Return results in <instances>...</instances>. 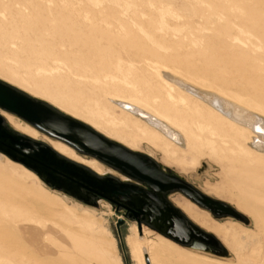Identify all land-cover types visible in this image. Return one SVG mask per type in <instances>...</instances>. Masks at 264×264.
Wrapping results in <instances>:
<instances>
[{"label":"rangeland","instance_id":"374dc122","mask_svg":"<svg viewBox=\"0 0 264 264\" xmlns=\"http://www.w3.org/2000/svg\"><path fill=\"white\" fill-rule=\"evenodd\" d=\"M147 63L224 91L264 115V0H0V78L134 150L152 152L245 214L248 224L218 219L180 193L170 196L180 209L179 199L212 220L216 227L204 229L228 256L181 247L146 227L139 236L134 222L105 200L92 206L52 190L0 154V264H146L145 254L150 264H240L225 229L259 231L264 241V153L244 151L248 138L234 142L224 124L214 136L196 132V141L184 135L177 144L106 100L105 91L136 95L139 88L149 102L151 92L163 93ZM1 113L32 129V137L55 142ZM62 145L58 152L108 171ZM202 162L208 167L199 173Z\"/></svg>","mask_w":264,"mask_h":264},{"label":"water","instance_id":"95a60500","mask_svg":"<svg viewBox=\"0 0 264 264\" xmlns=\"http://www.w3.org/2000/svg\"><path fill=\"white\" fill-rule=\"evenodd\" d=\"M0 110L65 143L82 156L95 158L110 171L98 173L59 153L46 141L16 130L0 114L1 153L31 169L52 190L92 206L105 200L135 222L139 231L146 226L181 246L228 256L214 234L199 227L171 202L170 195L176 193L209 210L215 218L249 223L232 204L206 194L183 174L159 162L154 154L133 150L2 80ZM201 165L199 173L208 167L206 162ZM123 221L119 219V223Z\"/></svg>","mask_w":264,"mask_h":264},{"label":"bare ground","instance_id":"6f19581e","mask_svg":"<svg viewBox=\"0 0 264 264\" xmlns=\"http://www.w3.org/2000/svg\"><path fill=\"white\" fill-rule=\"evenodd\" d=\"M147 65L154 69L156 77L159 78V81L161 82L160 87H161V89L163 88L164 92L161 94L158 93V95L153 94L151 92L150 94H148V96H150V98L152 97L151 102H149L147 99H145L141 96V90L139 88L133 89V93H135L136 95H123V94L111 93V92L105 91L104 95H105L106 100L108 102L112 103L115 106V108H118L120 110V113H122L128 117L135 118L138 122L144 124V126L146 128L153 130V132L155 134H157L159 137L161 136V137H164L166 139L170 138V139H175V141L177 140L178 142H174L177 144L184 143L182 141H184L185 136L188 137V139H190V141H193V140L196 141V137L193 136V134H196V132L198 134L202 135L203 132L208 131L209 135L214 136V135H216V133H218L217 131H220L221 129H226V128H221L222 125L228 124L229 127L227 128V130L229 129L228 131H230L234 142H243V140L245 138L249 139L250 148H246V149H244V151H246L247 153H254V154L264 153V115L261 112L243 104V102L235 96H229L224 91L215 90V89L210 88V87H205V86L185 77L184 75L180 74L176 70H173V69H170L167 67H159L157 65L151 66L150 63H147ZM0 80L5 81L4 79H1V78H0ZM5 82H7V81H5ZM7 83L11 84L10 82H7ZM11 85L15 86L14 84H11ZM15 87H17V86H15ZM17 88L26 92L25 90H23L19 87H17ZM26 93L29 94L28 92H26ZM30 96H32V95H30ZM33 97L40 99V100H43V101H46V100L41 99L39 97H36L34 95H33ZM179 106L182 107V109L190 111L191 116L182 117V115H179V113L177 112V110H178L177 108ZM1 112H5V111L0 110V114L2 115ZM5 113L10 114L8 112H5ZM65 114H68L69 116H71L73 118H76L69 113H65ZM10 115L14 116L13 114H10ZM3 118H4V116H3ZM76 119H78V118H76ZM78 120H80V119H78ZM80 121H82V120H80ZM9 122H7V123H9L13 128L16 127L18 129H21L23 132H25V134L27 133L26 135H28V134H29L28 136L31 135L30 137L34 136L35 132L32 129H29L26 126L21 125L17 120L10 118ZM82 122H84V121H82ZM210 122H212V123H210ZM194 125L197 128L195 131L192 130V127ZM28 126H30V125H28ZM31 128H33V127H31ZM18 129H16V130H18ZM217 129H219V130H217ZM34 130H36V129H34ZM53 140H55V139H53ZM61 143L66 145L65 143L58 141V140H55V142H53L52 146L49 143L48 144L51 147H53L56 151L58 150L60 152L61 151L64 152L65 146H63ZM189 143L193 147H195L198 145L199 142H189ZM206 143L210 144V142H206ZM66 146L69 147L68 145H66ZM69 148H71V147H69ZM137 151H140V150H137ZM142 152H145V151H142ZM146 153L153 154L152 152H146ZM0 154L2 156L7 157L8 159H10L5 154H3L1 152H0ZM90 158L96 160L95 158H92V157H90ZM10 160L22 165L23 167L30 170L33 174H35L37 176V174L35 172H33L31 169L27 168L23 164H21L17 161H14L12 159H10ZM96 161L99 162L98 160H96ZM99 163H101V162H99ZM90 165L92 166L94 171L96 170V172H97V170H99V167L95 161H90ZM163 165H165V164H163ZM108 171H110L109 168H108ZM40 181L43 182L41 179H40ZM177 201L181 205V211L183 210L182 212H184L188 218H190V219L192 218L191 220L195 224H197L199 227H201L202 229H204V228L214 229L216 227V225L212 222V220L209 219V217L207 215L202 214V213H197L196 211H194L190 207V205L181 201L180 199ZM176 206H177V204H176ZM205 210H207V209H205ZM207 211H209V210H207ZM134 224L136 225L135 222H134ZM136 227H137V225H136ZM143 227H146V226H142L140 231L137 228L139 236L142 235V230L144 229ZM204 230L208 231L206 229H204ZM109 231H107V232H109ZM131 232L132 233L136 232L135 227H133L131 229ZM208 232H210V231H208ZM223 232L225 234V237L230 241V245L232 246L233 250L238 255L239 260L242 261L241 262L242 264H264V254L262 253V251L264 250V246H263L264 241H263L262 234L259 231H258V233H253V232L247 231L244 228L240 229L239 231L232 229V228L231 229L229 228V229H225ZM210 233H212V232H210ZM212 234H214V233H212ZM159 235H161V234H159ZM161 236L164 237L163 235H161ZM164 238L170 240L167 237H164ZM218 240L220 241L219 238H218ZM170 241L173 242L174 244H177L176 242H174L172 240H170ZM179 246H181V245H179ZM181 247H184V246H181ZM185 248H187V247H185ZM188 249H190V248H188ZM191 250H194V249H191ZM196 251H198V250H196ZM144 257H145L146 264H150V260H149L148 255L145 254Z\"/></svg>","mask_w":264,"mask_h":264}]
</instances>
